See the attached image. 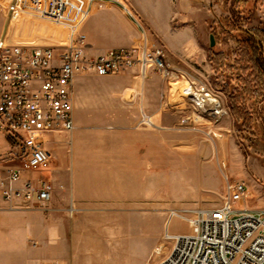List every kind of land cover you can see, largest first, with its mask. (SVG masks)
Returning a JSON list of instances; mask_svg holds the SVG:
<instances>
[{
  "label": "rangeland",
  "instance_id": "obj_1",
  "mask_svg": "<svg viewBox=\"0 0 264 264\" xmlns=\"http://www.w3.org/2000/svg\"><path fill=\"white\" fill-rule=\"evenodd\" d=\"M10 1L0 6L1 40L28 45L58 44L66 40L68 26L31 15L14 17L5 8ZM179 3V13L170 22L160 23L159 30L147 25L148 36L156 45L166 49L176 75L165 77L150 71L146 76L158 79L154 89L159 96L160 117H149L144 123L141 122L142 115L136 126L158 131L160 140L164 139V148L161 143L158 147L150 146L147 165L149 193H131L127 198L128 210L123 211L118 205L111 214V223L114 219L117 226L116 237H128L132 244L134 238L142 242L136 258L131 256L126 262L115 264H158L171 249V242L164 239L166 232L190 230L189 225L179 218L172 219L167 226L168 211L220 206L224 193L210 191L217 180L219 185L223 182L225 186L224 174L248 185L250 191L243 206H264V75L263 81L258 83L252 68L243 71L236 63L242 45L237 27L255 30L264 27V0H179ZM88 15L81 24L82 32ZM211 35L215 42L213 46ZM212 50L223 55L210 54ZM212 57L225 59L226 65L216 67L217 62ZM228 64L238 66L229 69ZM238 75H242L246 82ZM224 85L229 86V91L241 94L239 103L243 122L237 121L226 91L222 89ZM245 85L247 89H244ZM109 86L103 82L90 84L97 95ZM186 86L210 92L221 100L223 111L215 114L202 108L193 94L184 91ZM202 87L208 91L201 90ZM89 110L85 116L83 109H79L80 115L77 109L74 110L75 136L71 141L69 135L64 134L63 140H67L63 146L64 156L67 149H73L79 143L77 134L83 131V127H101L107 133L113 128L110 118L99 115L100 109L92 106ZM12 147L10 135L0 131V155L8 154ZM47 147H51L50 142ZM162 158L164 164L156 165ZM62 161L42 175L49 176L52 181L55 170L63 177L69 175L71 163L66 166L65 160ZM142 169L145 175V167ZM161 172L164 176L158 181L156 175ZM256 191L259 195L252 196Z\"/></svg>",
  "mask_w": 264,
  "mask_h": 264
},
{
  "label": "crops",
  "instance_id": "obj_2",
  "mask_svg": "<svg viewBox=\"0 0 264 264\" xmlns=\"http://www.w3.org/2000/svg\"><path fill=\"white\" fill-rule=\"evenodd\" d=\"M7 1L10 0H0V6ZM85 3L71 0V17ZM179 4V0H97L83 24L88 52L96 55L110 48L131 47L144 42V35L149 45H156L148 36L147 25L159 30L160 23L170 22L179 13ZM145 78L136 68L124 75L75 76L74 110L80 115L79 109H83L85 116L90 107L98 108L99 115L112 120L113 128L107 133L101 127H83L77 134L79 143L67 149L65 156L64 134L72 141L74 131L49 134L51 168L64 159L66 166L71 163V171L64 177L53 171L54 181L45 176L53 185L52 201L47 207L12 209L0 193V264H115L140 253L142 242L138 238L132 244L128 237H116L117 226L114 219L111 223V214L118 205L121 210H128L131 193H149L150 146L161 143L164 148L158 131L136 126L143 113L160 117L159 96L154 89L158 79ZM92 82L110 86L97 95L90 88ZM163 164V158L156 162ZM156 176L160 181L164 174ZM210 192L224 193V183L219 185L217 180ZM255 195L259 192L252 193Z\"/></svg>",
  "mask_w": 264,
  "mask_h": 264
},
{
  "label": "built area",
  "instance_id": "obj_3",
  "mask_svg": "<svg viewBox=\"0 0 264 264\" xmlns=\"http://www.w3.org/2000/svg\"><path fill=\"white\" fill-rule=\"evenodd\" d=\"M96 1L87 0L74 18L71 0H11L5 7L14 17L31 15L69 27L66 40L58 44L0 39V131H6L13 143L8 154L0 155V193L12 209L47 207L52 201V182L41 175L51 170L47 142L49 134L75 128L76 75H119L134 68L143 77L150 71L165 77L176 73L166 49L149 45L146 35L137 45L90 54L80 27ZM148 118L143 113L141 122ZM224 175L220 206L168 211L167 226L179 218L190 230L166 232L164 239L172 245L158 264H264V208L243 206L248 196L246 182Z\"/></svg>",
  "mask_w": 264,
  "mask_h": 264
},
{
  "label": "trees",
  "instance_id": "obj_4",
  "mask_svg": "<svg viewBox=\"0 0 264 264\" xmlns=\"http://www.w3.org/2000/svg\"><path fill=\"white\" fill-rule=\"evenodd\" d=\"M238 34L242 37L241 42L242 45L240 47L241 55H239L238 59H236V63H238L243 71L246 69L252 68L255 76L257 77L258 83H261L263 81V75H264V27L255 30V29H248L246 27L240 26L237 27ZM223 55L222 52H215L211 51L210 54ZM215 62H217L215 65L216 67L221 68L223 65H226L225 59L220 58H214ZM228 68L235 69V66L233 64H228ZM238 68V67H237ZM262 77V78H261ZM238 78L240 80H243L242 75H238ZM243 82H246V80H243ZM228 84V83H227ZM224 91H226V94L228 96L230 107L235 114V117L237 121L243 122V116L241 114V106L239 103V97L241 94L237 93L236 91H229V86L224 85L222 87ZM244 89H247V86H244Z\"/></svg>",
  "mask_w": 264,
  "mask_h": 264
},
{
  "label": "bare ground",
  "instance_id": "obj_5",
  "mask_svg": "<svg viewBox=\"0 0 264 264\" xmlns=\"http://www.w3.org/2000/svg\"><path fill=\"white\" fill-rule=\"evenodd\" d=\"M184 91L193 94L196 103L205 110L213 112L215 114H219L223 111L221 100L216 98L210 92L200 91L193 88L192 86H186L184 88Z\"/></svg>",
  "mask_w": 264,
  "mask_h": 264
},
{
  "label": "water",
  "instance_id": "obj_6",
  "mask_svg": "<svg viewBox=\"0 0 264 264\" xmlns=\"http://www.w3.org/2000/svg\"><path fill=\"white\" fill-rule=\"evenodd\" d=\"M211 45L213 46L215 44L213 35L210 36Z\"/></svg>",
  "mask_w": 264,
  "mask_h": 264
}]
</instances>
